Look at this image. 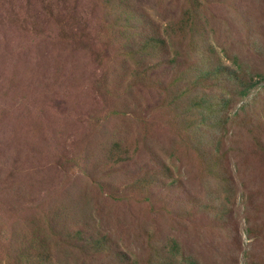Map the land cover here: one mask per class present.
Masks as SVG:
<instances>
[{
	"label": "rangeland",
	"instance_id": "obj_1",
	"mask_svg": "<svg viewBox=\"0 0 264 264\" xmlns=\"http://www.w3.org/2000/svg\"><path fill=\"white\" fill-rule=\"evenodd\" d=\"M0 264H264V0H0Z\"/></svg>",
	"mask_w": 264,
	"mask_h": 264
}]
</instances>
